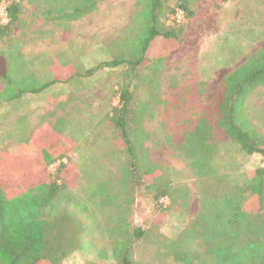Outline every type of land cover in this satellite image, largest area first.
<instances>
[{"label":"rangeland","instance_id":"1","mask_svg":"<svg viewBox=\"0 0 264 264\" xmlns=\"http://www.w3.org/2000/svg\"><path fill=\"white\" fill-rule=\"evenodd\" d=\"M96 1L97 10L69 24L46 20L38 0L22 4L13 37L24 43L36 85L57 77L65 81L0 106V156L31 157L21 162L41 167L40 153L21 150H37L42 140L55 146L53 139L63 137L73 146L65 175L73 206L91 204L98 193L101 207L93 212L98 231L90 235L89 223L72 225L79 240L61 264H114L104 217L115 224L117 215L146 233L133 248L136 264L247 261L255 250L252 242L264 248L257 233L264 211L253 196L237 215L225 195L243 186L246 174L264 167V160L246 155L228 138L215 105L226 77L264 49V0H186L192 17L179 7L171 12L185 0ZM179 10L185 20L172 23ZM153 26L181 32L172 39L158 37L145 50ZM101 27L103 35L97 33ZM113 60L122 63L102 66ZM126 87L133 91L130 127L141 158L136 179L126 178L133 158L112 121ZM242 103V115L264 136V86ZM48 126L42 140L36 137ZM149 163L159 166L157 175L148 172ZM165 187L170 196L156 199Z\"/></svg>","mask_w":264,"mask_h":264},{"label":"trees","instance_id":"2","mask_svg":"<svg viewBox=\"0 0 264 264\" xmlns=\"http://www.w3.org/2000/svg\"><path fill=\"white\" fill-rule=\"evenodd\" d=\"M26 1L19 0V3L13 4L9 9L8 21L0 23V46H2L0 47V82L4 84V89L0 91V106L26 95L43 93L57 82L65 81V78L57 77L46 84L36 85L38 78L27 65L22 42L13 37L14 28L22 12V4ZM38 1V10L46 20L64 24L88 16L97 10L99 5L96 0ZM178 7L187 11V17L193 16L186 0L179 2L171 12ZM152 29V35H149L144 42L145 50L158 37L172 39L175 38L176 32H181L176 29L160 31L155 26ZM144 58L145 55H141L140 59L144 60ZM143 60L135 62V66ZM121 63L122 61L113 60L102 66L115 68ZM225 83L215 105L220 115L219 126L225 129L228 138L238 144L246 155H259L264 160V136L259 134L249 119L241 113L242 102L249 93L258 86H264V49L251 55L240 68L226 77ZM132 92L128 87L124 89L121 94V105L116 109L112 119L126 152L133 158L132 167L126 172L127 179L133 175L135 179L140 177L137 170L140 168L141 158L138 152L137 154L134 152L130 127ZM49 127L51 126L41 129L36 137L39 136L42 140ZM53 142L55 146L42 140L44 146H39L37 150L31 148L21 150L40 153L41 167L21 162L29 161L31 157L19 158L9 152L0 156V264H61L62 260L70 255V249L75 246L74 240L77 238L79 240V231L77 229L71 231L72 225L82 222L85 226L89 223L90 235L98 231L97 215L93 213L96 208L101 207V202L96 197L98 193L94 192L91 204L79 205L83 209L73 206L74 195L65 176L71 161L69 152L73 146L63 137L58 140L54 138ZM65 148L68 149L67 152ZM16 162H19L18 167ZM56 164L58 166L50 172V168ZM204 164L209 170V159H206ZM146 168L149 169L148 172L156 175L161 170L154 163H149ZM15 182L22 187H12L11 184H16ZM139 182L140 180L138 184ZM124 184H127V180ZM169 187L158 189L156 199L170 196ZM107 189L111 191L110 184ZM225 196L228 206H233V212L245 213L244 203L253 196L259 200L260 210L264 211V167L247 173L243 186L237 187ZM76 207L84 212L83 221L80 220V212L74 209ZM247 216L249 217L248 214ZM104 219L114 264H136L132 257L133 248L145 237V231L128 222L125 216L117 215L115 224L112 217H104ZM260 232L264 241V225L257 231L258 234ZM259 242H252L255 250L250 251L249 259L240 264H264V248L259 250Z\"/></svg>","mask_w":264,"mask_h":264},{"label":"built area","instance_id":"3","mask_svg":"<svg viewBox=\"0 0 264 264\" xmlns=\"http://www.w3.org/2000/svg\"><path fill=\"white\" fill-rule=\"evenodd\" d=\"M19 3V0H0V23H6L9 19V9L15 4ZM185 20V12L179 10L172 17V23L182 24Z\"/></svg>","mask_w":264,"mask_h":264},{"label":"crops","instance_id":"4","mask_svg":"<svg viewBox=\"0 0 264 264\" xmlns=\"http://www.w3.org/2000/svg\"><path fill=\"white\" fill-rule=\"evenodd\" d=\"M106 7V5H105V3L104 2H101V4H100V8H101V10H103V8H105ZM99 8V9H100ZM98 12V11H97ZM102 11H100V13H101ZM85 21L86 20H88V17H86L85 19H84ZM98 31H99V33L101 34V35H103L104 33H103V31H102V27H101V29L100 28H97V33H98ZM103 37V36H102ZM19 39V38H18ZM20 40V39H19ZM21 45L23 46L24 45V43L22 42L21 43ZM24 53V52H23ZM26 58V57H25Z\"/></svg>","mask_w":264,"mask_h":264}]
</instances>
